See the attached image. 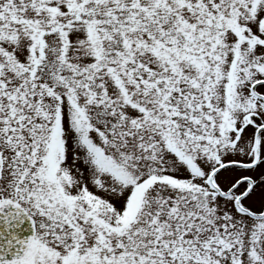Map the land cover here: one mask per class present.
I'll use <instances>...</instances> for the list:
<instances>
[{"label":"snow or ice","instance_id":"6c2138e0","mask_svg":"<svg viewBox=\"0 0 264 264\" xmlns=\"http://www.w3.org/2000/svg\"><path fill=\"white\" fill-rule=\"evenodd\" d=\"M0 264H264V0H0Z\"/></svg>","mask_w":264,"mask_h":264}]
</instances>
